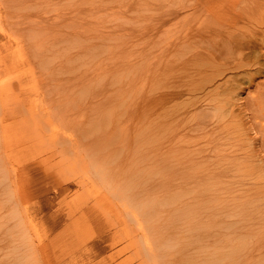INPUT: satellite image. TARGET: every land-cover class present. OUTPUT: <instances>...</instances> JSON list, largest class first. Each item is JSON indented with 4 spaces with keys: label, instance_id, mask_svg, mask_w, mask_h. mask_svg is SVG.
<instances>
[{
    "label": "bare ground",
    "instance_id": "6f19581e",
    "mask_svg": "<svg viewBox=\"0 0 264 264\" xmlns=\"http://www.w3.org/2000/svg\"><path fill=\"white\" fill-rule=\"evenodd\" d=\"M68 24L60 36L32 27L20 38L43 52L51 82L33 120L124 226L130 251L149 264H264V0H173L145 41L141 72L97 78L105 58L96 61L89 27ZM105 74L121 83L100 99ZM138 106L130 134L121 119ZM17 192L0 183V264H43L48 243Z\"/></svg>",
    "mask_w": 264,
    "mask_h": 264
},
{
    "label": "rangeland",
    "instance_id": "374dc122",
    "mask_svg": "<svg viewBox=\"0 0 264 264\" xmlns=\"http://www.w3.org/2000/svg\"><path fill=\"white\" fill-rule=\"evenodd\" d=\"M108 1L0 2V183L18 185L19 209L35 218L48 243L43 264H149L130 251L124 226L112 210L95 203L92 187L82 183L86 182L84 174L71 164L61 146L51 143L44 126L33 120L45 104V90L51 82L42 68L43 52L36 54L28 41L20 39L32 27L42 32L52 29L60 36V32H69L68 22L78 18L81 28L89 27L86 35L101 52L96 61L105 58V67L95 68L91 76L129 67L141 72L145 41L155 38L159 11L173 0L150 4L148 9ZM43 36L37 42L38 50L43 48ZM108 41L110 52L104 49ZM18 44L28 47L22 59L14 55ZM126 53L134 65L123 61L121 56ZM107 78L105 74L100 99L109 89L117 92L116 85L121 83ZM141 107L134 117H125L128 122L121 119V127L128 125L130 134L136 130Z\"/></svg>",
    "mask_w": 264,
    "mask_h": 264
}]
</instances>
